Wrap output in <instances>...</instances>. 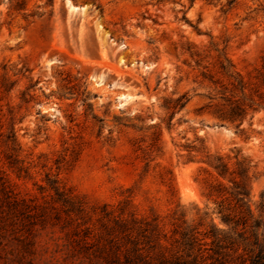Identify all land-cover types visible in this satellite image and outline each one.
<instances>
[{"label":"rangeland","instance_id":"obj_1","mask_svg":"<svg viewBox=\"0 0 264 264\" xmlns=\"http://www.w3.org/2000/svg\"><path fill=\"white\" fill-rule=\"evenodd\" d=\"M263 7L0 0V264L121 262L131 214L169 246L174 224L213 207L206 153L249 161L257 212L264 110L232 122L218 91L220 65L246 75L264 61Z\"/></svg>","mask_w":264,"mask_h":264},{"label":"trees","instance_id":"obj_2","mask_svg":"<svg viewBox=\"0 0 264 264\" xmlns=\"http://www.w3.org/2000/svg\"><path fill=\"white\" fill-rule=\"evenodd\" d=\"M233 1L227 0V5L231 6ZM220 69L227 77V86L220 84L218 92L228 104V120L241 123L248 110H264V61L246 75L235 69L230 71L224 65H220ZM209 80L215 86L219 84L211 75ZM236 93L240 97L237 98ZM175 101L182 106L186 101L185 94ZM233 159L229 164V157L224 159L222 155L206 153L205 162L217 177L206 193L213 207L197 213L196 224L185 220L174 224V236L169 246L161 243V239H167L156 224L138 220L133 214L129 220L119 221V232L124 244L129 245L123 260L114 264H264V191L260 194L256 212L250 196L249 161L244 157L239 159L238 149ZM54 182L51 180V184ZM3 184L0 171V189ZM52 187L61 197L56 186L53 184ZM64 202L70 203L69 200ZM215 217L221 225L215 222Z\"/></svg>","mask_w":264,"mask_h":264}]
</instances>
